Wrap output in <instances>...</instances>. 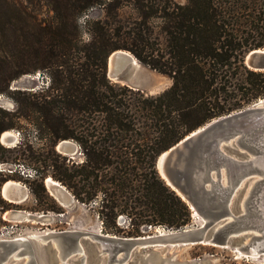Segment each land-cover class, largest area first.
Returning a JSON list of instances; mask_svg holds the SVG:
<instances>
[{"label": "trees", "instance_id": "trees-1", "mask_svg": "<svg viewBox=\"0 0 264 264\" xmlns=\"http://www.w3.org/2000/svg\"><path fill=\"white\" fill-rule=\"evenodd\" d=\"M47 2L48 22L24 11L8 14L0 3V94L21 75L48 77L45 89L14 93V112L0 109V136L21 120L45 132L53 161H38L42 172L49 167L78 203L96 205L106 233L138 237L146 227H187L191 211L160 179L155 161L213 119L264 99V71L243 63L249 51L264 49V0ZM94 7L101 14L80 25ZM128 7L133 18L123 11ZM118 50L170 86L148 95L109 81L107 58ZM62 140L78 145L81 164L55 151ZM27 148L0 144V163L26 160V152L29 159ZM43 176L39 189L51 205L38 208L55 211ZM0 177L3 185L9 176ZM32 194L38 199L35 189ZM9 206L0 197L1 210ZM118 215L128 219L127 230L118 231Z\"/></svg>", "mask_w": 264, "mask_h": 264}, {"label": "water", "instance_id": "water-1", "mask_svg": "<svg viewBox=\"0 0 264 264\" xmlns=\"http://www.w3.org/2000/svg\"><path fill=\"white\" fill-rule=\"evenodd\" d=\"M243 63L250 70L264 71V49L249 51ZM141 67L129 52L118 50L107 58L106 78L150 95L163 92L161 82L148 79ZM3 143L9 147L13 140L6 138L0 141ZM57 145L56 151L65 156L77 151L75 144L66 140ZM155 169L193 215L201 217L200 226L162 229L132 238L80 231L48 233L41 241L49 248L50 264H198L182 260L179 252L192 246L228 248L233 239L244 237L247 242L239 248L242 255L250 256L248 248L264 252L260 244L264 239V99L191 132L157 157ZM251 181L253 187L243 200V190ZM48 189L59 203L74 202L61 185L50 183ZM4 192L1 186L0 195L10 204L21 203L26 197L24 190L13 184ZM28 246L25 239L0 241V264ZM101 257L104 259L99 262Z\"/></svg>", "mask_w": 264, "mask_h": 264}, {"label": "rangeland", "instance_id": "rangeland-1", "mask_svg": "<svg viewBox=\"0 0 264 264\" xmlns=\"http://www.w3.org/2000/svg\"><path fill=\"white\" fill-rule=\"evenodd\" d=\"M47 1L48 0H0V3L3 6L2 10L8 14L15 10L24 11L28 14L34 15L38 19L48 22L52 18V13L49 10ZM173 1L180 5H183L186 2V0ZM123 11L125 12V15H129L132 18L135 16V12L131 10V7L125 8ZM100 14L101 9L99 7H94L88 10V12H86L82 17H80L78 23L83 25V22L86 19L96 18ZM86 38L87 37L84 34L83 40L85 41ZM141 66V72L143 75H146L148 79L161 82V90L167 89L170 86V80L168 78L151 71L142 64ZM47 84L48 77L46 74L41 72L19 76L9 83L6 93L0 94V109L6 113L14 112L16 110L14 102V93H16V91L34 93L39 89H45ZM256 102H253L252 104ZM252 104H249L244 108ZM9 131L13 135V145L9 147L6 145L3 146L11 148L18 143H23L28 147L27 149L31 151L32 154L30 155V158L32 160L26 157V152L24 153L26 160L18 159L14 163H0V174L8 175L9 177L7 181L18 183L24 190L26 196L23 202L18 204H10V206L5 211H2L0 208V241L25 239L29 246L21 247L20 249L16 250L22 255H19L15 259L12 257V255H10L7 261L2 264H32L30 256L34 258V264H50L49 248L45 242L41 241V237H44L48 233L52 232L58 233L62 231H80L84 233L128 238L126 235H122V231L127 230L128 226V219L124 215H118L115 219V224L118 228V231L122 233H120V235H113L112 233H106L103 230L102 220L98 217L96 205H84L78 203L75 199L74 202L70 204H62L50 195L46 185V181L48 179L61 185L72 196L71 192L64 185L51 178L49 174L51 169L49 167H47L42 172V168H40L38 165V161H53V157H51L49 153L48 139L47 136H45V132H39V130L24 120L17 122L14 129H10ZM66 141L75 144L77 151L71 157L67 155L65 156L63 154L60 155L62 157H66L72 163L81 164L83 161V155L78 145L73 141ZM22 148H24V146ZM33 161L37 162L33 163ZM40 175H44L42 185L48 198L54 201L57 209L55 211L48 209L41 211L40 208H38L39 206L47 207L51 205L50 200L43 196L41 190L39 189ZM250 183L251 182H249L243 190V200L248 193ZM1 186L2 184H0V188ZM32 189L37 191L39 202L38 199H36L32 194ZM101 199L102 195L99 194L95 200L96 204L100 203ZM27 215H29V217H26ZM35 216H43L45 217V221H35ZM201 222V217H195L191 212V220L187 227L194 228L200 226ZM162 229L163 228L160 227L152 229L146 227L140 230V236H150L156 232H161ZM246 242L247 237H244L233 239L230 242L228 248L192 246L183 248L178 255L182 260L195 261L198 264H264V252L257 253L252 248H248L250 251V256L247 257L242 255L243 253L241 250H239V248L245 245ZM92 246L97 250L98 247L95 245ZM30 252H32V254ZM103 259L104 257H101L98 261L102 262ZM75 264H78V262Z\"/></svg>", "mask_w": 264, "mask_h": 264}, {"label": "bare ground", "instance_id": "bare-ground-1", "mask_svg": "<svg viewBox=\"0 0 264 264\" xmlns=\"http://www.w3.org/2000/svg\"><path fill=\"white\" fill-rule=\"evenodd\" d=\"M132 62H133V63H136V61H135L134 59H132ZM6 138H11V139L13 140V135H12V133H11L10 131H6V132L2 133L1 136H0V141L3 142L4 139H6ZM3 145H4V143H3ZM59 147H60V145H57V146H56V149H58ZM50 183L58 184V183H56V182H54V181L48 179V180L46 181L47 189L49 188V184H50ZM253 183H254V182L251 181V183L249 184V190H248V193H247L246 197L249 195L250 190H251L252 187H253ZM11 184L20 187V185H19L18 183L11 182V181H7L6 183H4V184L2 185V192H3V194L5 193L4 191H5L6 187H7V185H11ZM48 190H49V189H48ZM246 197L244 198V200L246 199ZM35 217H36V218H41V219L45 220V217H43V216H35ZM260 244L264 245V239H263V238H262V241L260 242ZM16 253H17V251L13 253V258H14V259L17 258V256L15 255ZM240 255H241V253H240ZM252 255H253V254H252ZM64 264H67V263H64ZM68 264H69V263H68Z\"/></svg>", "mask_w": 264, "mask_h": 264}]
</instances>
